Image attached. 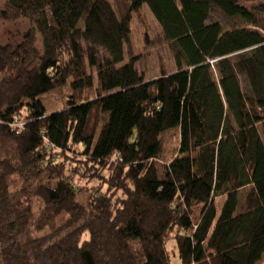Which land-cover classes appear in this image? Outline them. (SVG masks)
I'll use <instances>...</instances> for the list:
<instances>
[{
	"label": "trees",
	"instance_id": "trees-1",
	"mask_svg": "<svg viewBox=\"0 0 264 264\" xmlns=\"http://www.w3.org/2000/svg\"><path fill=\"white\" fill-rule=\"evenodd\" d=\"M116 3L8 0L0 11L32 24L21 43L0 42V264L262 263L264 0ZM144 6L177 65L150 81L127 51ZM214 10L244 25L224 30ZM95 75L98 95L84 101ZM65 86L66 107L49 113L42 97ZM73 146L84 177L101 181L88 197L55 170L65 163L53 173L46 162Z\"/></svg>",
	"mask_w": 264,
	"mask_h": 264
},
{
	"label": "rangeland",
	"instance_id": "rangeland-1",
	"mask_svg": "<svg viewBox=\"0 0 264 264\" xmlns=\"http://www.w3.org/2000/svg\"><path fill=\"white\" fill-rule=\"evenodd\" d=\"M7 1L8 0H0V11L6 9ZM111 1L117 8L116 0ZM209 22H219L224 30H230L234 27L244 25L243 23L226 18L217 10L212 12ZM82 26L83 23L80 24V27ZM31 28L32 24L28 19H20L14 22L0 21V42L3 44L17 45L22 42L24 34ZM35 46L40 52L43 51L42 39L38 33L36 34ZM127 51L131 55L137 57L136 69L147 81L177 70L173 44L166 40L161 26L156 21L148 6H144L138 14L133 15L131 38ZM98 88L99 85L96 76L94 88L85 91L81 99L84 101L94 99L98 95ZM72 94V89L69 86H65L43 96L42 101L49 113L57 112L66 107ZM165 147L166 156H173L177 151L178 140L173 138L172 140L166 141ZM86 160L87 157L83 155V147L73 146V151L68 152L65 156H62L58 150L50 148L46 162L50 163L52 170L53 168L55 169L54 164L56 162L65 163L64 172L61 173L59 170H55L59 172L61 177L65 180L73 182V184L79 188L83 197H88L91 195V189L98 187L101 181L99 179H88L84 177L83 170L85 171V169L83 165ZM78 170H82V173L78 174ZM50 173H52L51 170L45 173L39 183L45 182L50 177ZM104 174L107 175L108 173L104 172ZM247 192L248 189L241 191V196L244 197ZM117 196L120 197L121 193H118ZM220 201L222 203L223 199ZM174 261H176V258H174ZM260 264H264V260Z\"/></svg>",
	"mask_w": 264,
	"mask_h": 264
},
{
	"label": "crops",
	"instance_id": "crops-1",
	"mask_svg": "<svg viewBox=\"0 0 264 264\" xmlns=\"http://www.w3.org/2000/svg\"><path fill=\"white\" fill-rule=\"evenodd\" d=\"M171 247L174 249V252H176V251H175V250H176L175 245L172 244ZM173 263H174V264H180V262H179V260H178L177 258H176V261H174Z\"/></svg>",
	"mask_w": 264,
	"mask_h": 264
},
{
	"label": "built area",
	"instance_id": "built-area-1",
	"mask_svg": "<svg viewBox=\"0 0 264 264\" xmlns=\"http://www.w3.org/2000/svg\"><path fill=\"white\" fill-rule=\"evenodd\" d=\"M18 126H20V127H23V123H19V125ZM52 149H55L54 147H52Z\"/></svg>",
	"mask_w": 264,
	"mask_h": 264
}]
</instances>
